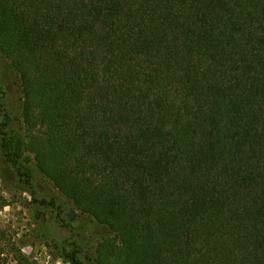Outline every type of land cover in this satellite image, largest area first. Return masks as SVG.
<instances>
[{
    "label": "trees",
    "instance_id": "16d2710c",
    "mask_svg": "<svg viewBox=\"0 0 264 264\" xmlns=\"http://www.w3.org/2000/svg\"><path fill=\"white\" fill-rule=\"evenodd\" d=\"M0 52V152L111 231L95 264H264V0H0Z\"/></svg>",
    "mask_w": 264,
    "mask_h": 264
},
{
    "label": "rangeland",
    "instance_id": "374dc122",
    "mask_svg": "<svg viewBox=\"0 0 264 264\" xmlns=\"http://www.w3.org/2000/svg\"><path fill=\"white\" fill-rule=\"evenodd\" d=\"M21 105L20 77L0 52V125L10 124L14 135L24 133ZM3 156L0 152V193L7 206L0 211V228L38 264H75L70 259L75 253L79 264H95L97 247L111 231L79 212L32 159L16 167Z\"/></svg>",
    "mask_w": 264,
    "mask_h": 264
}]
</instances>
